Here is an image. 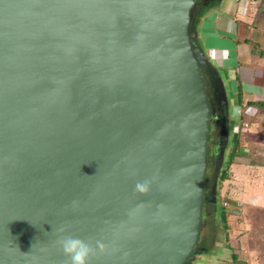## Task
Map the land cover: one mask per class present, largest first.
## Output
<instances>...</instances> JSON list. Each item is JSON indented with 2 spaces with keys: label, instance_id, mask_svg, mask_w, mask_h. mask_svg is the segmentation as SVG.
I'll list each match as a JSON object with an SVG mask.
<instances>
[{
  "label": "water",
  "instance_id": "95a60500",
  "mask_svg": "<svg viewBox=\"0 0 264 264\" xmlns=\"http://www.w3.org/2000/svg\"><path fill=\"white\" fill-rule=\"evenodd\" d=\"M197 6L0 0V264H67L69 235L95 249L88 264L195 260L209 87L229 106ZM216 115L222 163L231 127Z\"/></svg>",
  "mask_w": 264,
  "mask_h": 264
},
{
  "label": "crops",
  "instance_id": "0c3cea01",
  "mask_svg": "<svg viewBox=\"0 0 264 264\" xmlns=\"http://www.w3.org/2000/svg\"><path fill=\"white\" fill-rule=\"evenodd\" d=\"M251 8V0H237L231 10L224 5L210 3L195 25L198 42L218 78L225 70L234 72L236 79L234 78L232 89L235 97L234 102L231 101L234 105L239 80L242 103L236 106L246 110L248 116H245V121L259 117L264 112L253 105L245 108L247 102L264 101V57L252 50L255 45L260 49L264 48V16L254 18ZM215 68L219 69V73ZM230 117L231 143L235 133L232 132L234 120L232 115ZM237 132L241 138L239 131ZM242 144V140H239V148L244 152L239 155V161L243 162L239 170V195L237 199L229 198L231 204H242L240 215L237 217L233 214L238 221L234 229L238 246L231 245V257L237 254L238 264H264V168L253 165L247 159L249 154ZM230 146L231 144L227 153ZM226 212L227 215L230 214L227 210ZM230 260L228 264H234L232 258Z\"/></svg>",
  "mask_w": 264,
  "mask_h": 264
},
{
  "label": "rangeland",
  "instance_id": "374dc122",
  "mask_svg": "<svg viewBox=\"0 0 264 264\" xmlns=\"http://www.w3.org/2000/svg\"><path fill=\"white\" fill-rule=\"evenodd\" d=\"M236 1L237 0H214L212 3L224 5L225 8L231 10ZM251 6V14L254 18L257 16H264V0H251ZM215 69L219 73V69ZM222 75H219V80H221L225 89L226 99L229 104V106H227V110L230 112L228 119L231 120L230 116L232 115V119L234 120L232 122V132L236 133L239 131L241 136L239 140H242V145L247 149L246 151L249 154L247 159L251 160L253 165H261L262 168H264V112L259 117H252L250 120L245 121V116L246 118L248 116L246 115V110L244 109L243 111L242 107H238L231 102H234L235 97V91L232 89L234 78L236 79V77H234V72L225 70ZM225 76L227 78L226 80ZM251 106L252 105H247L245 108ZM231 136L232 133L229 131V139ZM216 137L217 135L213 133L210 146L208 144V166L206 171L205 188L209 190L216 188L219 197L214 202L210 201L204 204L199 237L201 248L199 251L194 252L196 259L190 261L189 264H228V262H231L230 259L232 258L231 253L233 249L231 248V245L234 247L238 246L237 235H235L236 230H234L238 223L235 215L238 217L242 209L238 211L239 214H235L234 216V213L227 215V224L229 226L227 240H225L224 231L218 224V213H216V209L218 208V205L221 204V197L237 199V195H239V170L240 166H243V162L239 161L241 160L239 156L236 157L234 163L230 166L229 177L223 181H219L216 178V172L219 169L218 162L216 161L217 143H214ZM230 144L231 143H229V145ZM224 155L225 157L227 156V149Z\"/></svg>",
  "mask_w": 264,
  "mask_h": 264
},
{
  "label": "trees",
  "instance_id": "16d2710c",
  "mask_svg": "<svg viewBox=\"0 0 264 264\" xmlns=\"http://www.w3.org/2000/svg\"><path fill=\"white\" fill-rule=\"evenodd\" d=\"M208 7L203 5V6H197L196 8V12L194 15V26L196 25V23L198 22L199 18L202 16V14L205 12V9ZM253 52L255 51L259 56L264 57V48L260 49L258 48L256 45L253 46L252 48ZM242 99V90H241V86L239 83V80H237V88H236V105H240L242 103L241 101ZM247 105H253L256 106L259 110L263 109L264 110V101H250L247 102L245 104ZM244 152L242 149L239 148V137H238V132L235 133V135L232 138V142H231V146L229 148V151L227 153V156L225 157V161H223L222 163L218 162V167L219 169L216 172V178L219 181H223L225 179H227L229 177V169L230 166L234 163V159L236 157H238L239 155H243ZM218 193H216V197L215 200H217L218 198ZM214 197V195H208V197L205 199V204L207 202L212 201L211 199ZM221 199H223V201H229V198L226 197H221ZM223 201L221 203H223ZM218 213L217 215H219L217 221L218 224L220 226V228L224 231L225 233V240L228 239V224H227V212L224 208V206L218 205V208L216 209ZM196 259V258H195ZM232 261L234 262V264H238L239 263V259L237 257V254H233L232 255ZM190 263V261H188V264Z\"/></svg>",
  "mask_w": 264,
  "mask_h": 264
},
{
  "label": "clouds",
  "instance_id": "9594fccd",
  "mask_svg": "<svg viewBox=\"0 0 264 264\" xmlns=\"http://www.w3.org/2000/svg\"><path fill=\"white\" fill-rule=\"evenodd\" d=\"M148 184V181L138 182L135 185V190L146 192L148 190ZM58 243L67 257V264H88L90 257L95 254L93 246L78 237L65 236ZM97 247L100 250L104 249V245L99 241H97Z\"/></svg>",
  "mask_w": 264,
  "mask_h": 264
},
{
  "label": "flooded vegetation",
  "instance_id": "af4514ba",
  "mask_svg": "<svg viewBox=\"0 0 264 264\" xmlns=\"http://www.w3.org/2000/svg\"><path fill=\"white\" fill-rule=\"evenodd\" d=\"M198 1V6L200 5V6H203V5H205V6H207V5H209L210 3H212L214 0H197ZM210 68H211V70L214 72V74H215V79H216V81H217V83H218V86L220 85V80H219V78H218V76H217V74H216V72H215V70L210 66ZM206 70V69H205ZM205 70H204V72H205ZM208 92H209V96H210V100H211V102H212V106L215 108V110H216V113L213 115H211L212 116V121L210 122V132H209V134H210V139H209V142H208V144H209V146H210V143H211V140H212V134L213 133H215L216 135H217V137H216V139H215V141H214V143L216 144L217 143V140H218V130H219V125H217V123H216V121H215V119H216V114H218L219 115V117H223V122L225 123V121H226V119H228V117H229V115H228V110H227V106H225L224 104H222L221 103V99L222 98H216L215 97V95H214V93H213V90L209 87V89H208ZM216 147H217V144H216ZM215 148V147H214ZM205 191H206V195H207V197H208V195L210 194V195H212V191L213 190H209V189H206L205 188ZM205 204V203H204ZM197 248H198V251L200 250V243H199V241H198V245H197Z\"/></svg>",
  "mask_w": 264,
  "mask_h": 264
},
{
  "label": "built area",
  "instance_id": "2783aa9c",
  "mask_svg": "<svg viewBox=\"0 0 264 264\" xmlns=\"http://www.w3.org/2000/svg\"><path fill=\"white\" fill-rule=\"evenodd\" d=\"M222 205L230 214H239L238 211L241 209L240 203L231 204L229 201H223Z\"/></svg>",
  "mask_w": 264,
  "mask_h": 264
}]
</instances>
